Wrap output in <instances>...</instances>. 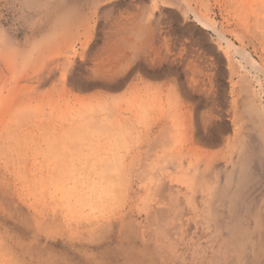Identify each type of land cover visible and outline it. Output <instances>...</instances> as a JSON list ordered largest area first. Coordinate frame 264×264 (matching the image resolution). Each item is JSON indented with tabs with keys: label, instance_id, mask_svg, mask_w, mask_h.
Instances as JSON below:
<instances>
[{
	"label": "bare ground",
	"instance_id": "1",
	"mask_svg": "<svg viewBox=\"0 0 264 264\" xmlns=\"http://www.w3.org/2000/svg\"><path fill=\"white\" fill-rule=\"evenodd\" d=\"M30 1L46 13L51 8L60 9L65 5L79 7L82 12L78 14L83 31L80 51L73 50L62 57L61 46L54 43L49 52L58 60L44 63L43 67L49 71V77L59 71L65 79L64 86L96 90L86 97L87 103L82 97L84 114L97 119V125L101 123L100 133L106 130L103 125H108L114 134L120 136V139L115 137L116 141L118 139L120 143L121 137L123 139L122 147L118 142L109 141L99 145L101 159L110 161L116 171L123 168L126 178L121 179L132 185H138L144 179L152 184L150 194L155 199L146 207V222L160 232L155 235L158 243L162 241L158 245L164 253L159 257L160 264H189L192 255L186 239L191 235L183 233L187 230H183L186 228L182 218L189 210L197 211L206 201L210 214L213 211L218 219L221 213V233L229 237L222 235L221 238H225L219 246L215 245V238H211L213 241L206 239L204 247L199 245L193 250L194 254L201 252L197 261L190 264H214V261L216 264H264V58L261 65L253 64L257 66V72H252L253 68L244 74L231 71L227 80L222 57L210 50L212 48L206 40L184 41L181 36L172 34L170 26L153 22L150 15L147 20L138 21L141 8L145 7L143 0ZM173 1L152 0V5L158 8L173 5ZM181 1L189 5L191 12L197 13L193 4L197 6L200 0ZM257 11L260 12L239 18L242 32L238 38L243 42V37H249L255 42L256 51L259 48L264 51V9ZM100 18L106 24L103 37L99 39L101 44L94 48L97 43L92 44V23ZM71 28L69 25L67 32ZM187 29L189 26L181 32H187ZM57 32L53 34L59 35L61 31ZM58 39L57 42L63 43L61 38ZM33 61L25 64L27 68L33 65ZM26 69L23 68V72ZM145 76L160 81L149 84ZM47 78L42 74L38 79ZM33 84L35 86L32 83L30 87ZM66 88L53 90L56 95H63L61 100L70 101L69 97L65 98L69 90ZM118 90L124 92L119 95L110 93ZM55 91L51 93L55 94ZM54 94L51 95L52 103L58 100V96L54 100ZM57 103L61 107L62 104ZM86 115L82 117L83 121ZM55 119L61 122V125H54L60 133L71 130L70 124L64 125L62 110ZM105 122L108 124H103ZM257 148L262 151L261 157L255 155ZM141 166L143 172L139 171ZM167 177L179 181L182 188L173 184L178 188L173 189L166 183ZM181 196H188L190 204L185 214ZM176 218L182 221L175 227ZM177 234L182 236L177 237ZM191 242L189 239L188 244ZM227 245H232V255L226 251V256H222L221 250ZM186 246L188 248H184Z\"/></svg>",
	"mask_w": 264,
	"mask_h": 264
},
{
	"label": "rangeland",
	"instance_id": "2",
	"mask_svg": "<svg viewBox=\"0 0 264 264\" xmlns=\"http://www.w3.org/2000/svg\"><path fill=\"white\" fill-rule=\"evenodd\" d=\"M34 5L30 0H0V264H160L159 257L164 253L158 245L162 241L158 243L155 238L160 232L146 222V207L155 199L150 194L152 184L148 179L138 185L123 178L125 181H122L121 177L126 178L125 170L117 169V172L110 161L101 159L99 145L104 141L117 144L119 141L115 137L119 135L103 125L108 124L106 122L102 125L110 131L100 133L101 123L97 125V119L84 114L83 100L96 90L64 86L65 79L59 71L49 77V71L43 67L44 63L58 60L49 52L55 44L61 46L62 57L79 50L83 31L78 14L82 12L79 7L65 5L46 13ZM143 5L138 21L143 22L150 15L153 22L170 26L172 34L181 36L184 41L206 40L210 50L222 57L227 80L231 71L244 74L253 68L252 72H257L253 64L263 63L264 51L261 48L256 51L251 38L243 37V42L239 41L242 28L238 20L244 14L254 15L260 12L257 10H263L264 0H204V3L200 0L197 6L193 4L197 13L191 12L189 5L181 0L158 8L152 5V0H143ZM105 24L103 18L92 23V44L97 43L94 48L101 44L99 39L103 37ZM69 25L72 30L67 32ZM188 26L187 32L182 33L181 30ZM58 30L61 31L59 35H54ZM32 60L37 61H33L28 70L26 65ZM23 68H27L26 72ZM42 74L48 78L38 79ZM144 78L151 84L160 81ZM30 83L35 86L30 87ZM56 83L59 85L54 86ZM63 87L70 90L66 93L69 96L65 95L70 101L61 100L63 95L62 98L56 95ZM53 91L55 94L51 93ZM52 94L56 95L54 100L58 96L53 103ZM56 102H60L61 107ZM60 110L65 117L64 125H71V130L63 134L54 127L61 125L55 119ZM119 144L122 147V137ZM255 155L261 157L262 151L257 148ZM139 171L143 172L142 166ZM165 180L175 190L182 188L179 181L169 177ZM180 200L184 203L185 214L190 206L188 196H181ZM206 202L195 212L189 210L182 218L186 228L183 230H187L183 233L191 235L186 239L189 248L184 247L192 255L189 264L201 252L194 254L193 250L199 245L204 247L206 239L213 241L211 238H215L217 243H212L219 246L223 238L229 237L221 233V213L217 221V215L213 211L210 214ZM182 220L176 218L175 227ZM217 222H221L220 231H216ZM222 235L225 237L221 238ZM226 251L232 255V245L223 247L221 255L226 256Z\"/></svg>",
	"mask_w": 264,
	"mask_h": 264
}]
</instances>
